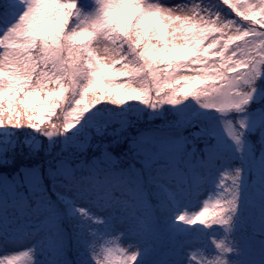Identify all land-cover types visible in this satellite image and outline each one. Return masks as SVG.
<instances>
[{
  "label": "snow or ice",
  "instance_id": "obj_1",
  "mask_svg": "<svg viewBox=\"0 0 264 264\" xmlns=\"http://www.w3.org/2000/svg\"><path fill=\"white\" fill-rule=\"evenodd\" d=\"M0 264H264V0H0Z\"/></svg>",
  "mask_w": 264,
  "mask_h": 264
},
{
  "label": "rangeland",
  "instance_id": "obj_2",
  "mask_svg": "<svg viewBox=\"0 0 264 264\" xmlns=\"http://www.w3.org/2000/svg\"><path fill=\"white\" fill-rule=\"evenodd\" d=\"M169 2H174V0H169ZM165 107H171V106H165ZM217 115H219V114H217ZM157 122H159V121H157ZM200 199L202 200L203 197H201ZM187 202L188 201H186L185 203H187ZM191 203L193 205H195V207L191 209L192 211L199 210V207L201 205L197 203V201H196L195 198H192L191 199ZM110 239H115V237H112V236H104V235L98 236V238H97V241H98L97 242V245H99L101 247L100 249H102L108 243V240H110ZM125 246H126V242H125ZM17 250L18 251H22V250H24V248L23 247H19Z\"/></svg>",
  "mask_w": 264,
  "mask_h": 264
},
{
  "label": "trees",
  "instance_id": "obj_3",
  "mask_svg": "<svg viewBox=\"0 0 264 264\" xmlns=\"http://www.w3.org/2000/svg\"><path fill=\"white\" fill-rule=\"evenodd\" d=\"M129 103H134L137 107H143L142 105H139L138 102H129ZM100 106H102V107H109V108H112L114 110H119V107L116 106V105H105V104H102ZM141 126H144V125H141ZM197 227H199V225H197Z\"/></svg>",
  "mask_w": 264,
  "mask_h": 264
}]
</instances>
